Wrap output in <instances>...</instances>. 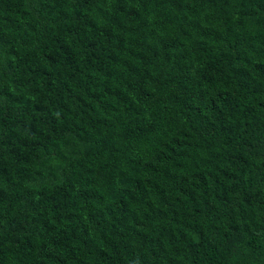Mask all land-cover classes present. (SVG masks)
Instances as JSON below:
<instances>
[{"label":"trees","instance_id":"1","mask_svg":"<svg viewBox=\"0 0 264 264\" xmlns=\"http://www.w3.org/2000/svg\"><path fill=\"white\" fill-rule=\"evenodd\" d=\"M0 264H264V0H0Z\"/></svg>","mask_w":264,"mask_h":264}]
</instances>
